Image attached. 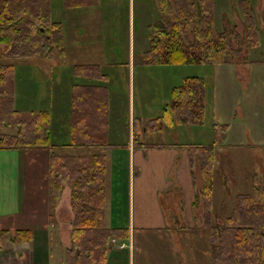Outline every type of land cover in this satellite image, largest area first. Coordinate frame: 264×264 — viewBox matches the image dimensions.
<instances>
[{
	"label": "crops",
	"instance_id": "crops-1",
	"mask_svg": "<svg viewBox=\"0 0 264 264\" xmlns=\"http://www.w3.org/2000/svg\"><path fill=\"white\" fill-rule=\"evenodd\" d=\"M66 2L65 7H70ZM156 2L159 7V0ZM80 32L75 29L70 39L64 37L71 43L67 41L64 54L54 59L52 65L62 72L57 82L59 99L46 107L48 109H35L49 113V145L0 150V198L10 200L9 210L0 214V232L30 233L29 241L16 243L11 250L0 252V264H52V257L58 258L55 263L68 264L74 222L71 190L66 183L57 206L51 211L50 171L56 163L58 169L70 170L84 162L91 165L93 161L102 162L104 168L102 229H115L123 234V237L113 236L109 240L105 264H188L180 240L188 239L189 235L197 239L196 233L201 231L195 230V225L199 223L198 214L202 217L203 213L200 205H193L200 175L198 162L195 158L191 160L190 151L207 145L181 139L184 133L191 136V128L197 125H172L163 127L159 133L144 130L147 121L159 117L140 119L138 133L134 135L132 131L133 139L132 132L127 137L116 125L118 120H113L118 107L109 106V99L101 95L109 90L106 86L109 76L102 74L103 67L116 70L119 63L105 60L104 50L81 48ZM15 64H35L44 70L34 58ZM100 68L102 71L98 72ZM22 79L16 73L11 86V107L18 116L29 113L27 108H18L21 94L27 89L30 94L36 90L34 81L28 82L26 87ZM109 84L113 88V84ZM35 95H30L31 103ZM45 99L44 96L39 102ZM166 105L161 106L164 109ZM154 136L160 137L159 143L148 144L141 140ZM123 157L125 169L129 171L125 196H122L123 172L119 167ZM213 174L214 170L212 181ZM7 189L9 195L4 194ZM211 195L213 200V191ZM122 204L127 205V214L120 212ZM112 240L116 243L112 244ZM208 243L210 250V241ZM120 244L125 247L118 249Z\"/></svg>",
	"mask_w": 264,
	"mask_h": 264
},
{
	"label": "rangeland",
	"instance_id": "rangeland-1",
	"mask_svg": "<svg viewBox=\"0 0 264 264\" xmlns=\"http://www.w3.org/2000/svg\"><path fill=\"white\" fill-rule=\"evenodd\" d=\"M49 1L51 21L60 25L64 47L67 41L70 45L69 39L74 30H80L81 48L104 50L107 55L105 60H117L119 63L116 70L106 65L103 67L102 74L107 73L113 88L108 83V92L104 91L101 95L109 99V106L118 107L113 120H118L116 125L126 132L127 137L132 131L134 135L138 133L140 119L159 117L163 109L161 105L170 103L172 88L180 86L188 78L201 79V101L205 109L203 123L191 128V136L187 137L184 133L181 139L207 146L214 141L213 200L210 201L209 225L225 224L234 197L251 191L252 176L257 177L264 189V0H213L212 35L230 33L232 49L236 50L234 56L219 65L148 62L145 54L151 48L154 26L159 24L160 17L156 0H68L71 7H65L66 0ZM241 2L248 6L253 16L254 34L259 39L255 48L246 42L245 6ZM169 3L172 2L169 0ZM188 29L186 33L190 39ZM57 57V54L53 57H32L44 70L35 64L14 63V75L22 76V84L26 83L24 86L28 87V82L34 81L36 85V90L31 91V94H36L32 103L29 100L30 90L27 89L21 94L19 109L36 112L35 109L45 110L50 104H56L59 99L58 76L62 73L52 66ZM5 62L0 60V63ZM97 79L105 82L103 78ZM11 84L10 77L0 86V135L14 136L17 133V115L12 114V107L9 106ZM44 96L46 99L39 102ZM222 125L226 126L225 131L213 134V128L219 129ZM159 138L154 136L141 140L155 144L159 143ZM135 141L139 142L137 138ZM125 165L123 157L119 166L123 172L122 196L127 194L129 181ZM4 194L9 195L8 189ZM9 204L10 200L2 201L0 198V214L9 210ZM121 209V213H128L127 205L122 204ZM123 219L126 220V216ZM198 220L195 230L201 232L196 233L197 239L192 235L188 239L184 237L180 246L186 263L210 264L209 232L200 214ZM227 242H230L229 238ZM57 259L52 257V264H58L55 263Z\"/></svg>",
	"mask_w": 264,
	"mask_h": 264
},
{
	"label": "trees",
	"instance_id": "trees-1",
	"mask_svg": "<svg viewBox=\"0 0 264 264\" xmlns=\"http://www.w3.org/2000/svg\"><path fill=\"white\" fill-rule=\"evenodd\" d=\"M69 1L67 6H70ZM187 1L170 0L172 3H169L159 0V24L154 26L151 48L145 54L148 62L165 65L226 63L236 50L232 49L230 33L212 35L213 0H190L188 5ZM240 4L245 6L246 42L255 48L259 39L254 34L253 16L246 4ZM62 40L60 25L51 21L49 0H0V60L6 61L0 63V86L10 77L13 82L16 61L23 63L32 57L63 55ZM201 94V79H185L180 86L171 89L169 105L164 107L159 118L147 121L144 130L159 133L163 127L172 125H201ZM9 103L11 107V99ZM12 114L17 115L16 112ZM15 120L17 133L14 136L0 135V150L49 145L48 112H29L17 115ZM225 128V125L213 128V134L219 130L223 133ZM213 144L194 147L190 151L191 160L195 158L198 162L200 175L193 205L201 206L203 224L209 232L210 264H264V189L255 175L251 178V191L234 197L225 224L209 225ZM56 165L50 171V210H54L64 185L68 183L74 214L67 263L105 264V248L109 240L113 236L123 237V234L115 229H102L103 164L100 161H93L91 165L84 162L70 170H60ZM228 238L230 242H227ZM29 240L27 231L14 234L1 231L0 252Z\"/></svg>",
	"mask_w": 264,
	"mask_h": 264
},
{
	"label": "built area",
	"instance_id": "built-area-1",
	"mask_svg": "<svg viewBox=\"0 0 264 264\" xmlns=\"http://www.w3.org/2000/svg\"><path fill=\"white\" fill-rule=\"evenodd\" d=\"M116 243V240H112V244ZM118 249H123L125 247L124 244L117 245Z\"/></svg>",
	"mask_w": 264,
	"mask_h": 264
}]
</instances>
